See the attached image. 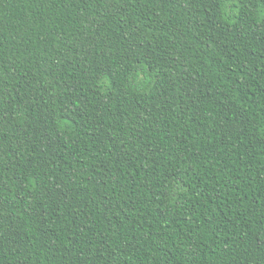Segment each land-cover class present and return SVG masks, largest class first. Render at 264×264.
<instances>
[{"label":"trees","instance_id":"obj_1","mask_svg":"<svg viewBox=\"0 0 264 264\" xmlns=\"http://www.w3.org/2000/svg\"><path fill=\"white\" fill-rule=\"evenodd\" d=\"M0 264H264V0H0Z\"/></svg>","mask_w":264,"mask_h":264}]
</instances>
